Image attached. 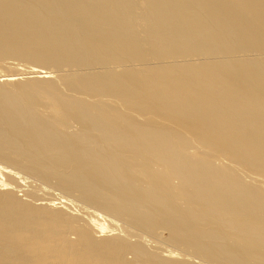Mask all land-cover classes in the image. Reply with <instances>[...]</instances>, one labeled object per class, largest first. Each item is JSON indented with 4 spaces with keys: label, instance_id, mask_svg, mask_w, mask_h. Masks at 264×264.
<instances>
[{
    "label": "bare ground",
    "instance_id": "bare-ground-1",
    "mask_svg": "<svg viewBox=\"0 0 264 264\" xmlns=\"http://www.w3.org/2000/svg\"><path fill=\"white\" fill-rule=\"evenodd\" d=\"M9 57L66 67L68 87L145 117L62 94L50 69L6 74L0 172L101 214L83 222L55 207L63 196L24 203L1 176L0 264H125L126 251L143 264H264V0H0ZM73 229L84 247L65 252L59 234Z\"/></svg>",
    "mask_w": 264,
    "mask_h": 264
},
{
    "label": "rangeland",
    "instance_id": "rangeland-1",
    "mask_svg": "<svg viewBox=\"0 0 264 264\" xmlns=\"http://www.w3.org/2000/svg\"><path fill=\"white\" fill-rule=\"evenodd\" d=\"M21 58V57H20ZM20 58H11V57H9V58H4V60H2V61H0V83H2V81L1 80H4V79H6L8 76H6V74H10V73H15L16 75L14 76V80H12L13 82L17 79L18 81H20V82H28V80H35L36 78H39V76H41L39 73H36V72H32L33 70H43V71H49V69H50V75H51V79L54 81V83L56 84V86H57V88H58V90L60 91V92H63L62 94H64V95H66V96H75V97H78V98H80V99H84V100H87V101H94V100H98V99H100V101L102 100V101H106V100H112L114 97L113 96H102V97H100V96H98V97H96V96H94V95H92V94H89V93H85V92H80V91H78V90H75V89H72V88H70V87H68L65 83H63V78H62V76L64 75V74H66L67 73V71H68V68H66V67H61V68H57V69H53V72H52V68H48L47 67V65H49V64H42V63H34V64H31V63H29L27 60H24V58L22 59H20ZM32 62V61H31ZM30 67V68H29ZM32 67H33V70H32ZM49 67H51V66H49ZM31 69V70H30ZM67 69V70H66ZM66 70V71H65ZM65 71V72H64ZM61 75V76H60ZM56 77V78H55ZM60 78H62V79H60ZM17 80L15 81V82H17ZM23 80V81H22ZM6 81V80H5ZM4 82V81H3ZM23 82V83H24ZM65 84V85H64ZM68 88V89H67ZM82 93V94H81ZM90 96H92V97H90ZM95 98H94V97ZM111 97H113V98H111ZM91 99V100H90ZM113 100H115V102L117 103V101H116V99L114 98ZM112 100V101H113ZM117 104H119L118 105V107H121L122 109H120V110H122V111H125V112H127V113H131V114H133V115H136V116H138V117H140V118H143V117H145V115H140V114H138L136 111H134V110H129V109H127V108H125L123 105H120L121 103L120 102H118ZM123 106V107H122ZM134 111V112H133ZM143 116V117H142ZM164 123H167V122H164ZM72 128H69V130L70 131H76L77 130V125L76 124H74V125H72L71 126ZM183 133V132H182ZM195 144V143H194ZM191 151H192V149H191ZM222 163V161L221 160H215V164H217V165H220ZM0 166H2V163L0 162ZM10 168V167H9ZM11 169V168H10ZM12 171H17L18 173V175H21V182L22 183H20L19 182V180H17V179H15V178H13L12 176H9L8 174H6L5 172H0V177L2 176V180H4L5 182L7 181L8 182V184H7V189H10L9 188V186L11 187V186H13V188H11V190L12 191H14V193H15V195H16V197L18 198V200H20V201H22V202H24V203H26V201H27V204H32V205H34V203L36 204V202L38 203V202H44L45 200H47V198L49 199H53L54 201H56V200H60V198L62 199V197L61 196H63V198L64 199H62V200H65V199H68L69 198V200H71V201H69V202H71L70 204H68V203H64L63 201H62V203H60V202H56L55 204V207L56 208H61L62 210H64L65 209V212L67 211V213L68 212H70V213H73V214H75L76 213V215H80L81 217H82V215H83V220H84V217H86L87 218V216L86 215H90V214H93L92 212H95L96 211V209L95 208H93V207H91V206H88V205H83V202H80V201H78L77 199H75V198H73V197H71V196H69V195H65L61 190L59 191L55 186H52V185H48V184H43V183H41L38 179H36V178H34V177H32V176H28V175H26L24 172H22L21 170H19V169H16V168H13L12 167V169H11ZM5 174V175H4ZM241 174H242V176L244 177V179L246 180V179H248L247 181H253L254 179H253V177H257V175H255V174H250L249 172L248 173H246V172H241ZM246 174H247V176H246ZM249 174V175H248ZM29 177V179H28V177ZM252 176V177H251ZM251 177V178H250ZM259 177V176H258ZM22 178H23V180H22ZM25 178H27V179H25ZM259 178H261V177H259ZM250 179V180H249ZM262 180H264V178L262 177L261 178ZM14 180H17L16 182H14ZM24 181L26 182V183H24ZM175 182H176V180H175ZM253 182H255V180L253 181ZM13 183V184H12ZM16 183H19V184H21V186L20 185H18V184H16ZM10 184H12V185H10ZM14 184H16L17 185V188L15 187L16 185H14ZM26 184V185H25ZM36 184L38 185V186H36ZM259 184H260V186H262L263 185V187H261L262 188V190H264L263 188H264V181L263 182H259ZM262 184V185H261ZM19 186V187H18ZM24 186V187H23ZM44 186H46V187H44ZM54 187L56 188V190L54 189ZM0 188H1V186H0ZM48 188V189H47ZM53 188V189H52ZM18 189V190H17ZM21 191H20V190ZM34 191V194H32L33 192L32 191ZM55 190V191H54ZM61 192V193H60ZM46 193V194H45ZM57 193V194H56ZM39 198V199H38ZM59 198V199H58ZM29 202V203H28ZM74 202H76V203H74ZM64 203V204H63ZM66 204V205H65ZM68 204V205H67ZM63 205H65V206H63ZM70 205V206H69ZM90 207L91 209L90 210H88L89 208L88 207ZM65 207V208H64ZM79 207H81V208H79ZM84 207V208H83ZM87 207V208H86ZM72 208V209H71ZM77 208V209H76ZM85 208H86V210H85ZM84 209V210H83ZM92 210V211H91ZM95 210V211H94ZM74 211V212H73ZM89 211V212H88ZM86 213V215L84 214V213ZM97 213L99 212V211H96ZM103 213V212H102ZM99 214H101V212H99ZM85 215V216H84ZM89 215H88V217H89ZM103 215H105V218L107 219V215L104 213ZM102 215V216H103ZM90 216H92V217H94L93 215H90ZM101 215H100V217H102ZM81 217H79V220H82V218ZM86 218H85V220H86ZM103 218V217H102ZM105 219V223L107 224V225H109L110 223L108 222H106V221H108V220H106ZM82 220V221H83ZM85 220L83 221V222H85ZM81 221V222H82ZM82 222V223H83ZM60 224H62V225H65L66 224V219L65 218H62L61 220H60ZM117 229H119L120 230V228H116V232H117ZM4 230H9V228L8 227H5V229ZM118 230V232H121V231H119ZM115 232V230L114 229H112L111 231H109L110 233H112V232ZM163 232V233H162ZM161 234L162 235H166V230H163V231H161ZM59 235H61V236H64V242H65V246H64V244L63 243H61V242H59L60 243V245H61V247L65 250V252H67V248L66 247H69V248H72L71 246H70V241L74 244V247H73V249L74 250H78V249H82L83 247H84V242L83 241H80L79 240V235H78V233H77V229H73L72 231H66V232H62V233H60ZM49 236H50V238L51 239H53V240H55V241H57V236H56V234L55 233H50L49 234ZM149 246L148 247H150L151 249H154L153 247H151V246H153V245H150V244H148ZM150 249V250H151ZM124 255H125V258H124V263L125 264H143L142 263V260H139V259H136L135 257H134V255L132 254V253H130V252H128V251H126V252H124ZM41 256H43V255H41ZM68 256L69 255H66V253L65 254H63V255H61V254H58V255H55L54 257H52L51 259H49V260H46V261H49L50 263H48V262H45V263H42V264H75V263H73V261L72 260H70L69 258H68ZM71 257V256H70ZM206 264V263H205Z\"/></svg>",
    "mask_w": 264,
    "mask_h": 264
}]
</instances>
